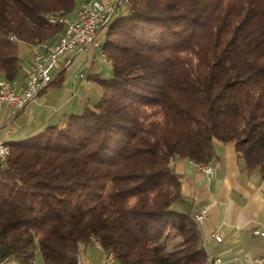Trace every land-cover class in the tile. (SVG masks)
Segmentation results:
<instances>
[{
	"label": "trees",
	"instance_id": "obj_1",
	"mask_svg": "<svg viewBox=\"0 0 264 264\" xmlns=\"http://www.w3.org/2000/svg\"><path fill=\"white\" fill-rule=\"evenodd\" d=\"M79 2L0 0L1 77L20 74L18 42H54L46 14ZM99 49L92 107L6 143L0 262L77 264L93 237L118 264H204L174 161L231 143L264 177V0H128Z\"/></svg>",
	"mask_w": 264,
	"mask_h": 264
},
{
	"label": "crops",
	"instance_id": "obj_2",
	"mask_svg": "<svg viewBox=\"0 0 264 264\" xmlns=\"http://www.w3.org/2000/svg\"><path fill=\"white\" fill-rule=\"evenodd\" d=\"M94 48L97 47L89 46L84 50L87 57L94 54ZM30 54V48L20 43V74L15 78L17 85L26 81L25 71ZM77 55L74 50L66 51L52 81L24 108L13 113L9 105L0 101V144L36 135L47 126L60 123L69 113L79 112L85 106L92 107L101 94L95 77L97 74L107 75L96 65L88 73L80 68L79 72L74 71L66 77V70L74 65ZM67 59L70 62L65 64ZM105 61L110 70L109 61ZM80 72L85 77L79 76ZM206 164L211 168L209 173L201 169L202 164L191 160L174 161L181 193L191 202L192 213L201 208L207 209L206 218L198 222L206 261L220 257L218 264H244L243 253L250 257L264 253V177L256 169L242 167V161L231 143L215 141L213 156ZM212 232L219 233L222 240L217 242L210 238L204 241ZM80 251L81 264H104L106 251L100 245L88 243L82 245ZM7 260L9 264H16Z\"/></svg>",
	"mask_w": 264,
	"mask_h": 264
},
{
	"label": "built area",
	"instance_id": "obj_3",
	"mask_svg": "<svg viewBox=\"0 0 264 264\" xmlns=\"http://www.w3.org/2000/svg\"><path fill=\"white\" fill-rule=\"evenodd\" d=\"M124 4L122 0H82L73 13L62 16L46 14L60 23L63 29L56 35L53 44H44L41 47H32L30 45L31 55L29 65L26 68V81L22 85H17L15 79L8 83L0 81V101L9 105L13 113L24 108L26 104L43 91L54 77V71L58 69L63 62V56L66 51L74 50L76 53L84 51L89 46L99 48L104 31L105 23L113 19ZM70 59L64 63L67 64ZM83 76V72L79 73ZM8 151L0 150V162L5 158ZM201 169L209 173L210 166L200 165ZM207 216V209L201 208L194 213V219L198 222L204 220ZM255 232H259L256 230ZM213 238L219 242L222 237L217 232H212L204 241ZM91 239L98 244L93 237ZM242 260L244 264H264V253L257 256H248L243 253ZM77 264H81L79 256L76 258ZM220 257H214L205 264H218ZM104 264H118L110 258V251L105 252Z\"/></svg>",
	"mask_w": 264,
	"mask_h": 264
},
{
	"label": "rangeland",
	"instance_id": "obj_4",
	"mask_svg": "<svg viewBox=\"0 0 264 264\" xmlns=\"http://www.w3.org/2000/svg\"><path fill=\"white\" fill-rule=\"evenodd\" d=\"M125 11H127V6L121 7L119 9L118 13H123ZM20 43H23V44L27 45L28 48H30L31 44H27L24 42H18V47H19ZM91 47H93V46H91ZM77 53H78V55L74 61L75 62L74 65L71 68H68L66 70V77H69L70 76L69 74H72L74 71L79 72L80 68H82V69L84 68L83 69L84 73L85 72L88 73V72H90V70L95 68L96 65L99 66L100 68H102V72H104L107 76H110V70L108 68L107 62L105 61L106 58L101 53L99 48H94V52H93L94 54L93 55L90 54V57H87V53L85 51H79ZM84 73H83L82 77H85ZM80 254L83 256V252L80 251ZM35 258H36V262L38 264H41V257H40V254L38 252H36ZM0 264H9V261L6 259V260H3Z\"/></svg>",
	"mask_w": 264,
	"mask_h": 264
},
{
	"label": "bare ground",
	"instance_id": "obj_5",
	"mask_svg": "<svg viewBox=\"0 0 264 264\" xmlns=\"http://www.w3.org/2000/svg\"><path fill=\"white\" fill-rule=\"evenodd\" d=\"M123 2H124V4L125 5H127L128 4V0H122ZM51 14V13H50ZM53 15L54 16H62V15H64V14H59V13H53ZM45 17H46V19H47V21L49 22V23H51V24H56V20L55 19H52L51 17H49V16H46L45 15ZM111 20V19H110ZM109 20V21H110ZM108 21V22H109ZM108 24V23H107ZM105 25H106V23H105ZM44 44H47V43H36V44H33L32 45V47H41V46H44ZM53 44V43H52ZM99 45H100V43H99ZM0 81H1V83H8V81L9 80H7V79H5V78H3V77H0ZM0 150L1 151H7L8 150V145H6V144H0ZM197 221V220H196ZM107 252H109V251H107ZM110 258L111 259H113V260H115V258H114V254L110 251Z\"/></svg>",
	"mask_w": 264,
	"mask_h": 264
},
{
	"label": "water",
	"instance_id": "obj_6",
	"mask_svg": "<svg viewBox=\"0 0 264 264\" xmlns=\"http://www.w3.org/2000/svg\"><path fill=\"white\" fill-rule=\"evenodd\" d=\"M4 253H5L4 248L0 247V257H3Z\"/></svg>",
	"mask_w": 264,
	"mask_h": 264
}]
</instances>
